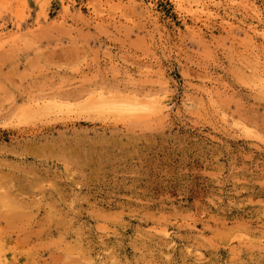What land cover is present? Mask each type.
I'll list each match as a JSON object with an SVG mask.
<instances>
[{
  "label": "rangeland",
  "instance_id": "1",
  "mask_svg": "<svg viewBox=\"0 0 264 264\" xmlns=\"http://www.w3.org/2000/svg\"><path fill=\"white\" fill-rule=\"evenodd\" d=\"M0 264H264V0H0Z\"/></svg>",
  "mask_w": 264,
  "mask_h": 264
},
{
  "label": "bare ground",
  "instance_id": "2",
  "mask_svg": "<svg viewBox=\"0 0 264 264\" xmlns=\"http://www.w3.org/2000/svg\"><path fill=\"white\" fill-rule=\"evenodd\" d=\"M180 2H181V1H180ZM63 3H64V2H63ZM65 7H66V6H65ZM17 25H18V24H17ZM35 27H36V26H35ZM201 33H202V31H201ZM200 38H201V37H200ZM2 39H3V38H2ZM2 39H1V40H2ZM2 42H3V40H2ZM2 42H1V43H2ZM128 110H129V109H128ZM130 110H131V109H130Z\"/></svg>",
  "mask_w": 264,
  "mask_h": 264
}]
</instances>
